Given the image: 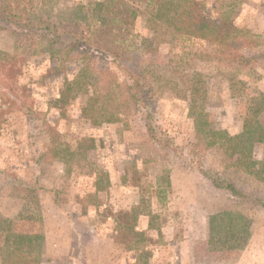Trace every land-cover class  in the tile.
I'll list each match as a JSON object with an SVG mask.
<instances>
[{
    "label": "rangeland",
    "instance_id": "374dc122",
    "mask_svg": "<svg viewBox=\"0 0 264 264\" xmlns=\"http://www.w3.org/2000/svg\"><path fill=\"white\" fill-rule=\"evenodd\" d=\"M90 1L103 0H0L35 26L22 34L0 27V55L14 56L0 63V264L10 253L60 264H264V208L213 188L198 168L259 198L264 184L231 166L218 145L207 146L189 106L198 78L212 127L240 132L248 102L264 94V0H200L213 40H170L167 32L155 40L143 17L121 37L119 63L150 88L146 110L172 146L149 135L145 108H134L121 70L105 59L91 62L98 98L87 114L111 110L114 121L92 124L83 114L93 86L53 105L85 61L58 44L52 56L37 20L74 30L75 22L86 34L74 7ZM260 121L264 127V112ZM82 137L93 138L92 147H77ZM252 157L264 161V139ZM220 210L247 217L244 247L211 249L209 217ZM141 212L156 215L152 228L139 222ZM16 235L23 237L13 249Z\"/></svg>",
    "mask_w": 264,
    "mask_h": 264
},
{
    "label": "trees",
    "instance_id": "16d2710c",
    "mask_svg": "<svg viewBox=\"0 0 264 264\" xmlns=\"http://www.w3.org/2000/svg\"><path fill=\"white\" fill-rule=\"evenodd\" d=\"M11 5H0V27L9 28L13 33L22 34L27 31L29 24L27 20L22 22L19 14H16ZM78 11L79 16H83L88 29L86 34L79 31V26L74 22V29H67L66 26L56 23L50 25V22L38 18L36 30L40 29L41 34L48 41L49 47L53 49L58 44L57 51L64 54H73L76 58L81 59L82 67L79 69L73 79H66L63 83L59 96L52 103L59 109L63 107L71 98L72 91L75 88L82 89L84 93H88L89 87H95L87 96V102L82 107V112L92 124L111 122L115 120V112L105 110L100 118H91L87 113L88 109H92L93 100L98 98L96 93L99 77L96 75L91 62L95 58H102L109 61L115 67L121 70L126 88L127 97L130 99L134 108H145L143 120L148 133L160 145L170 144L172 140L162 136L165 132L159 130L154 123L151 113L146 110L148 107L147 97H150V88L143 87L140 80L139 71H131L128 67H123L118 60L119 53L122 51V45L126 42L124 36L133 28V21L144 18L145 27L150 30L153 39L165 36L167 32L171 39L179 38H201L213 40L216 35L212 25L209 24L205 11L204 3L200 0H103L90 1L89 3L80 4L74 7ZM42 24V25H39ZM40 27H38V26ZM130 27V29H129ZM123 33H126L123 34ZM107 36V38L105 37ZM162 40V39H161ZM14 61V56L8 57L0 55V63L4 61ZM248 60V59H246ZM1 65V64H0ZM200 74L196 73L195 76ZM196 78V77H195ZM145 92V94H144ZM205 88L201 85L198 78L193 80L190 91V111L193 118V125L196 132H201L207 138V146L218 145L225 155L232 160L231 166L241 168L243 172L257 179L264 184V161L258 162L252 157V149L255 143L264 139V127L260 121V116L264 112V94L258 92L256 98H252L248 104L243 117L242 129L236 134H229L223 128H213L207 113L204 110ZM148 95V96H147ZM74 96V94H73ZM72 96V97H73ZM140 103L142 106H140ZM157 131V133H156ZM159 135V136H156ZM161 136V137H160ZM93 138L82 137L77 142V147L87 149L92 147ZM202 172V177L209 184L218 190L227 192L231 198L238 201H248L264 208V198H259L249 192L238 188L229 179L213 176L205 173L202 167L198 168ZM134 172V170H133ZM127 172L121 175L122 184L128 183ZM96 191L100 187L95 185ZM143 213V212H141ZM140 214V213H139ZM152 220L155 214L150 215ZM148 228H152V221ZM209 228L211 231L210 245L212 250L238 249L244 247L248 241V219L240 211H219L211 215L209 219ZM133 232L137 235H143V231ZM23 236L16 235L13 240V249ZM1 259L2 264H60L50 261H41L38 257L25 258L23 255L17 259H12L10 255Z\"/></svg>",
    "mask_w": 264,
    "mask_h": 264
},
{
    "label": "crops",
    "instance_id": "0c3cea01",
    "mask_svg": "<svg viewBox=\"0 0 264 264\" xmlns=\"http://www.w3.org/2000/svg\"><path fill=\"white\" fill-rule=\"evenodd\" d=\"M220 211H221V210H220ZM217 212H219V211H217ZM217 212H213V213H211V215H213V214H215V213H217ZM147 215L150 216V215H153V214H151L150 212H143L142 215L139 216V222L143 221L144 219H147L146 222H147V228H148V226H149V221H151V220H150L151 217H147ZM211 215H210V217H211ZM145 216H146V217H145ZM210 217H209V219H210ZM138 229H139V228H138ZM148 229H149V228H148ZM142 230H143V229H142ZM248 239H249V238H248ZM248 241H249V240H248ZM248 241H247V242H248ZM245 245H246V244H245ZM245 245H244V246H245Z\"/></svg>",
    "mask_w": 264,
    "mask_h": 264
}]
</instances>
